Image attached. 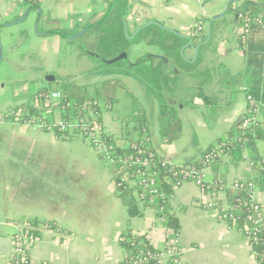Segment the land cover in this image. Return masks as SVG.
I'll return each instance as SVG.
<instances>
[{
  "label": "crops",
  "instance_id": "obj_1",
  "mask_svg": "<svg viewBox=\"0 0 264 264\" xmlns=\"http://www.w3.org/2000/svg\"><path fill=\"white\" fill-rule=\"evenodd\" d=\"M129 1L132 7L126 11L128 34L135 36L127 47L129 62L135 63L148 55L165 56L169 59L167 68L176 64L181 73L179 84L182 89L166 94L167 102L178 109L182 121L181 136L168 143L167 137L160 135L158 127L153 130L155 134L150 132L148 143L160 156L175 164L198 162L211 143L221 136L226 137L227 132L248 113L247 95L237 101L224 98L229 90L224 86L223 78H217L220 72L209 45L200 51L197 58L198 70L210 69L212 78L205 82L200 77L184 73L174 57L169 56L165 45L172 41V33L156 25L147 28L148 31L138 32V28L148 22H158L179 33L193 35L195 23L205 14V31L198 38L203 41L210 20L227 6L243 13L246 9L257 10L256 4H262L261 0H205L203 3L198 0ZM124 4L125 0H42L40 4L0 0V42L4 52L0 65V239L11 238L30 219L55 221L66 230L42 229L40 240L29 249V264H122L125 252L118 240L127 228L134 233L145 234V238L159 248L176 237L163 221L158 220L152 209L145 210L142 216L129 218L127 206L115 191L110 166L101 162V157L88 140L80 136L58 139L53 132L34 129L11 116L18 106L29 101L34 104L41 88L30 98L28 83L22 87L25 91L15 96L8 86L26 81L40 85L47 81V74H53L56 80L71 81V85L73 82H78V86L91 84L89 91L93 94L106 80L118 84L117 88H126L131 97L150 93L140 79L119 70L103 75L102 84L93 83L97 61L77 44L54 33L73 36L103 19L111 6V14L122 17ZM33 5L42 8L37 26L39 10ZM27 12L24 20L16 23ZM229 13L236 25L241 24L239 15L235 18L230 10L225 15ZM212 27L216 40L222 30L221 19ZM143 32L147 34L146 38L135 41ZM152 33H159L168 41L165 44L151 42ZM99 37L98 33H89L81 40L93 48ZM221 51L218 49V56H222ZM31 56L37 60L32 68L34 75L21 81L16 79L11 66L23 62V57L29 60ZM242 56L241 64L224 62L221 65L229 72L228 77H238L243 72V53ZM194 57L193 45L185 50V58L193 60ZM19 71L24 72V69ZM235 85L243 91L241 83ZM206 98L210 105H207ZM258 101V120L264 121V95ZM143 103L139 105L146 111ZM22 108L25 107L19 109ZM204 108L212 111L215 108V125H209L202 116L195 114ZM112 110L113 106L103 114V123L112 133L119 135L122 124L113 128ZM254 156H264V129L262 138L258 137L256 143L246 149L242 160L231 161L226 156L222 162L205 168L206 178L209 181L219 178L227 186L238 179L252 180L257 175ZM255 184V197L264 211V190L259 183ZM211 199L212 196L194 182L174 188L170 204L181 224L178 239L183 249L182 263L257 264L253 248L243 234L219 219L220 208L229 203L226 192L222 190L216 195L217 206L214 208L207 207ZM0 264H13L10 252L4 254L0 251Z\"/></svg>",
  "mask_w": 264,
  "mask_h": 264
},
{
  "label": "trees",
  "instance_id": "obj_2",
  "mask_svg": "<svg viewBox=\"0 0 264 264\" xmlns=\"http://www.w3.org/2000/svg\"><path fill=\"white\" fill-rule=\"evenodd\" d=\"M42 0H35L33 3L40 4ZM262 4H256L257 10L246 9L243 11V16H239V21L244 26L249 23L250 32L247 37L246 43L242 44L241 34L238 36V46L245 57V68L243 72L232 81L231 85L241 83L244 88L243 91L246 95H252L255 99L261 100L264 95V0ZM261 11V12H260ZM261 18L262 22H257L256 19ZM149 29L145 30L148 31ZM99 33V39L92 48L98 54L106 58H114L121 52L127 49L131 43L124 34V24L120 15L113 17L110 21L95 28ZM146 33H141L135 41H141L146 38ZM84 36H87L85 34ZM172 41L165 45L169 56L174 57L184 73L191 76L202 78L205 82L212 78L210 69L198 70L199 60L193 64L187 63L180 54L181 47L185 44V40L175 35H171ZM151 42L161 41L164 44L168 41L161 37L159 33H152ZM81 47V46H80ZM82 51L88 54L82 47ZM89 55V54H88ZM90 56V55H89ZM92 57V56H91ZM93 58V57H92ZM95 59V58H93ZM99 68H103L97 59ZM119 71L131 73L140 79L150 90L159 103V133L162 137H167V142L172 143L176 141L182 132V121L177 113L175 107L167 102L166 94L174 93L178 86L181 75L178 74L174 67L168 69L163 60H157L153 56H144L139 58L135 63L126 61L125 59L117 61L110 65ZM109 66V67H110ZM97 68V69H99ZM225 83V81L223 80ZM229 83V82H228ZM91 84L78 86L77 84H61L58 88L64 95L63 101L53 107L54 110L61 107L63 104L70 103L67 107L64 116L76 117L82 113L83 107L89 101L98 100L99 102L109 103L113 106L115 99V92L117 86L112 81L106 80L102 87H97L95 94L89 91ZM49 88H41L38 93H46ZM200 94V93H199ZM202 95V94H201ZM35 99V98H34ZM207 105L210 101L206 98ZM21 107H29L31 115L43 114L44 108L38 109L33 106L31 101L24 103L16 108L19 110ZM215 110V108H214ZM103 112V110H101ZM102 119V118H101ZM121 133L105 135V139L109 144H113V155L117 156L115 163L111 164L110 168L113 172V182L116 183L115 191L117 195L124 201L127 206L129 218L142 216L144 211L152 209L155 211L157 218H162L163 223L167 229L172 230L173 233H179L181 224L178 217L173 213L171 208V199L174 195V179L168 169L162 168L161 163L166 158L160 156L148 143L150 138L149 119L146 111L140 106H134L132 110L126 115L122 121ZM227 132V136L219 137L215 142L211 143L206 151L214 148L217 143H225L230 147L228 155L231 161H240L244 158V152L252 144L256 143V139L262 138V130L264 129V121H259L257 124L252 125L247 129H240L239 123ZM58 139H72L76 136H67L60 132H55ZM144 143V151L141 154L149 151L155 152V158L151 162L152 167L159 171L156 176L157 193H147L142 201L138 197V192H141L140 180L137 178V173L142 169L139 165H132V161L127 160L130 155L138 156L140 153L133 148V145H141ZM205 151V152H206ZM252 159L257 165V175L252 179L255 183H259L260 188L264 190V156H254ZM198 162H191L198 164ZM223 158L218 157L210 166L220 163ZM127 175L128 179L121 185V177ZM241 198L242 207L236 212V215L241 218L237 222V227L240 228L246 224L243 217L252 214L250 204H248V197L245 191L233 195L232 200ZM247 201V202H246ZM33 228H29L26 232L29 234L40 235V224H48L51 229H59L62 232L66 230L59 227L55 221H41L38 219L28 220ZM146 235L143 233H134L130 228H127L119 237L118 243L125 252V255L132 256L139 249H144L146 246L140 244ZM254 254L256 253V260L261 259L264 253V245L259 244L254 247ZM123 263V262H122ZM264 264V261H260Z\"/></svg>",
  "mask_w": 264,
  "mask_h": 264
},
{
  "label": "built area",
  "instance_id": "obj_3",
  "mask_svg": "<svg viewBox=\"0 0 264 264\" xmlns=\"http://www.w3.org/2000/svg\"><path fill=\"white\" fill-rule=\"evenodd\" d=\"M27 3H33L35 0H23ZM203 3L205 0H198ZM205 14H202L197 20L194 26L193 34L201 36L205 31ZM240 17L243 13L239 14ZM257 22H262L261 18L256 19ZM264 27V25H263ZM250 28L249 23L243 26L241 34L242 44L246 43L249 35ZM64 99V95L61 91H52L50 95L46 93H38L35 97L33 106L38 109L44 108L43 114L31 115L30 108L25 107L12 112L11 116L15 121H21L34 129L49 131L55 133L60 132L67 136H80L89 140L90 144L94 147L99 156L113 164L118 159L113 155V144H109L105 139V135L113 134L103 123V114L106 111L112 109V105L109 103L99 102L98 100L89 101L83 107L82 113L76 117L64 116L65 111L70 103L63 104L61 107L54 110L53 107L59 105ZM247 109L248 113L241 119L239 123L240 129H247L252 125L259 122L260 114V102L252 95H247ZM103 110V112H101ZM149 140V139H148ZM133 148L140 154L137 156L130 155L127 160L132 161V165H139L142 167L137 173V178L140 180L141 192H138V197L142 201L147 193H157L156 176L159 171L152 167V161L154 160L155 152L149 151L141 154V150L144 151V143L141 145L135 144ZM230 147L225 143H217L213 149L206 151L198 164H175L168 159H165L161 163V167L168 169L171 172V176L174 179V187L180 186L187 182L196 183L203 192L212 196L211 201L207 204V207L214 208L217 206L216 195L222 190L226 192L229 203L220 208L219 219L225 222L230 228L237 229L241 232L247 242L254 247L263 244L264 245V211L263 205L256 199V184L250 179H238L230 185H225L219 178L215 180H207L205 174V168L211 165L218 157L224 158L228 155ZM128 179L127 175L121 177L119 185L123 184ZM116 186V183H114ZM245 191L248 197V204L252 209V214L243 217L245 225L238 228L237 222L241 218L236 215V212L241 209V198L233 199L232 196ZM247 202V201H246ZM158 220L163 221L162 218ZM29 228H33L31 223L28 222L23 228L13 234L11 239V260L13 264H29V249L40 240L39 235L29 234L26 232ZM39 228L51 229L48 224H40ZM27 229V230H26ZM58 230L59 229H53ZM172 232V230H169ZM176 237L168 242L165 247L159 248L153 246L146 238L140 244L146 246L144 249H139L132 256L125 255L122 264H183L182 253L183 249L178 239V233H175ZM256 256V253H255ZM260 261H264V253L261 255V259L257 260V264Z\"/></svg>",
  "mask_w": 264,
  "mask_h": 264
},
{
  "label": "rangeland",
  "instance_id": "obj_4",
  "mask_svg": "<svg viewBox=\"0 0 264 264\" xmlns=\"http://www.w3.org/2000/svg\"><path fill=\"white\" fill-rule=\"evenodd\" d=\"M221 25H222V30L220 33H218L217 39L214 40V38H213V40L209 44V45L213 46V52H214L213 58L216 61L217 69L220 72L217 78L222 77L223 78L222 81L223 80L225 81V83L223 82L224 86H226L229 90V91H226V94L224 95L225 99H227L228 101H233V100L237 101L239 99L242 100L245 97V92L241 90V87L236 86L235 84L231 85L232 81H229V80H233L237 76L236 77H228L229 72L224 70L223 68H221V65L224 64V62H226V63L228 62V63H232V64L238 63V62L240 64L242 63L243 56H242V51L240 50V48L238 46V32L243 30V25L242 24L236 25V23L234 21H232V19L230 17V13L225 15L221 19ZM220 48L222 50L221 51L222 56L217 55L218 49H220ZM21 50H22L21 52H25V49H21ZM183 59L185 60L186 58H183ZM21 61H23V62H20V64L15 63L11 66V68L14 69V73L16 75L15 78L20 80V79L25 78V77H32L34 75L32 68H33L34 63H36L37 60L33 56H31L29 60H26L25 57H23ZM23 69H24V72L19 71V70H23ZM60 81L61 80H57L53 83L45 81L43 83H40V85H37V83L34 81H28V82L26 81L23 83L21 82L22 84L21 83L14 84V85L12 84L8 87H9L10 92L15 96L17 93H19V92L22 93L23 91H25V88L23 90L22 87L26 86L25 83H28L27 84L28 86H26V87L28 88V94L30 95V98H31L32 97L31 95L35 91H37L39 88H43V87L49 88V90L46 92V94H48V95H50L52 93V91H54V89L59 90L58 88L61 86ZM1 84H3V83H1ZM113 84L118 86V84H116V83H113ZM180 89H182V88H181V85L179 84L177 90L179 91ZM143 101H144V103H143ZM139 103L144 104V107L146 109L147 116L149 119L150 132L155 134V132H153V130L156 131L159 127V113H158L159 112V103H158L157 99L155 98V96L152 93H149V92L143 93V96L141 94V96L137 95L135 97H131L130 92L124 87H122V88L119 87L117 89V91L115 92L113 110L111 111V115L114 116L113 128L115 129L117 127V125L119 126V124H122L123 123L122 120L125 119L126 115L132 110V108L134 106H140ZM180 108H181V106H180ZM195 114L202 116L205 119V121H207V123L211 126H213V125H215V123H217L216 122L217 121L216 120L217 113L214 110L212 111L210 109L204 108V110L195 111ZM108 117H109V115H107V118ZM213 128H215V127H213ZM191 137L194 139L193 136H191ZM85 140H87V139H85ZM195 143H196V139H195ZM92 148H93V146H92ZM94 151H95V149H94ZM101 162H103V164H105L106 166H111L110 162H108L104 159H102Z\"/></svg>",
  "mask_w": 264,
  "mask_h": 264
},
{
  "label": "water",
  "instance_id": "obj_5",
  "mask_svg": "<svg viewBox=\"0 0 264 264\" xmlns=\"http://www.w3.org/2000/svg\"><path fill=\"white\" fill-rule=\"evenodd\" d=\"M33 7L37 8L39 10V15H38V18H37V22H36V26L38 24V22L40 21L41 19V11H42V8L39 7L38 5H33ZM132 5L130 3L129 0H125V4H124V7H123V10H122V21H123V24H124V32H125V36L127 39L129 40H133L135 36H129L128 34V23H127V18H126V11L128 9H131ZM111 9H112V6L110 7L109 9V12L108 14L101 20L95 22V23H92L91 25L85 27L83 30H81L79 33L73 35V36H66L65 34L63 33H58V32H54L55 34H59L61 35L62 37L66 38L67 40H69L70 42L72 43H75L79 46H81L90 56H92L93 58L97 59L101 64L103 65H106V66H110L114 63H116L117 61H120V60H123L125 59L126 61L129 62V56H128V49L124 50L123 52H121L118 56L114 57V58H106L105 56L101 55V54H98L96 53L95 51L92 50V47L85 41L81 40V38L85 35V34H89V33H95L97 34L98 32L95 31V28L110 21L113 17H114V13L111 14ZM230 10V11H233L234 12V15H235V18H238V15L240 14V12L242 10H233L231 8H229V6H227L224 11H222L220 14L214 16L210 22H209V25H208V29H207V34L206 36H203L204 40L203 41H199L198 38H201L199 36H196V35H186V34H182V33H179L178 31L174 30V29H171V28H167L165 26H163L162 24L158 23V22H148L142 26H140L138 28V32L140 31H143L144 29H147V28H150L152 26H158L161 30L165 31V32H170L172 34H174L175 36L179 37V38H182L184 39L185 41L187 40V42L181 47L180 49V54L183 58H185V50L190 47V46H195V57L193 60H188V59H185L186 61L188 62H195L199 56V53L200 51H202L204 48L208 47V45L210 44V42L213 40V35H214V31H213V23L217 20H220L222 19L225 14L227 13V11ZM28 12L25 13L22 18H20L19 21H17L16 23H20L24 20V18L27 16ZM14 23L12 24H8V25H13ZM99 35V33H98ZM211 51H213V47H211V45H209ZM149 56V55H148ZM155 57H158L160 58L161 60L164 61V64H167L169 62V59L165 56H155ZM3 58H4V52H3V47H2V44L0 42V65L1 63L3 62ZM175 71L181 75V73L179 72L178 68L177 67H174ZM110 73H113L114 70H110L108 71ZM46 79L48 82H55L56 78L53 74H47L46 76ZM10 249H11V239L8 238V237H2L0 239V251L4 254H8L10 252Z\"/></svg>",
  "mask_w": 264,
  "mask_h": 264
},
{
  "label": "flooded vegetation",
  "instance_id": "obj_6",
  "mask_svg": "<svg viewBox=\"0 0 264 264\" xmlns=\"http://www.w3.org/2000/svg\"><path fill=\"white\" fill-rule=\"evenodd\" d=\"M97 68H99V64H98ZM110 70L117 71V69H114V67H112V66L109 67V66H106V65H104L103 68L97 69V73H96V76H95V78L93 80L94 81L93 83H96L97 85L98 84H102L103 83L102 82L103 81V75H105ZM63 83H65V84H71V81H60V84H63ZM77 83L78 82H73L72 85L73 84H77Z\"/></svg>",
  "mask_w": 264,
  "mask_h": 264
}]
</instances>
